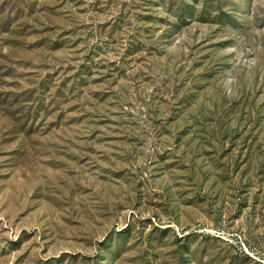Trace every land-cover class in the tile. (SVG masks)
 <instances>
[{"label": "rangeland", "instance_id": "rangeland-1", "mask_svg": "<svg viewBox=\"0 0 264 264\" xmlns=\"http://www.w3.org/2000/svg\"><path fill=\"white\" fill-rule=\"evenodd\" d=\"M0 264H264V0H0Z\"/></svg>", "mask_w": 264, "mask_h": 264}]
</instances>
